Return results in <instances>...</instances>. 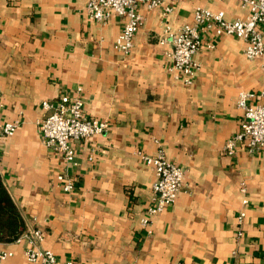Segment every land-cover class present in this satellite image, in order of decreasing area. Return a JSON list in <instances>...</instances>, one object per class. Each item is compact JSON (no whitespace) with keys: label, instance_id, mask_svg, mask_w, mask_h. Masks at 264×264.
<instances>
[{"label":"crops","instance_id":"1","mask_svg":"<svg viewBox=\"0 0 264 264\" xmlns=\"http://www.w3.org/2000/svg\"><path fill=\"white\" fill-rule=\"evenodd\" d=\"M85 0H0V122L17 121L2 140L0 175L27 232L42 249L77 264H264V146L234 155L224 145L241 129L242 90L264 86V55L245 56L244 40L202 33L191 82L170 70L166 24L192 22L196 8L246 18L240 0H176L147 9L129 55L115 41L124 18H91ZM264 30V27H262ZM81 88L85 113L107 120L101 135L76 139L75 166L43 140V107ZM259 101L255 97L252 101ZM163 149L182 167L175 203L141 223L154 203V169L141 154ZM64 173L75 184L63 189ZM249 204L242 223L240 183ZM241 232V233H240ZM240 233V234H239ZM27 239L0 242V264L26 259Z\"/></svg>","mask_w":264,"mask_h":264},{"label":"built area","instance_id":"2","mask_svg":"<svg viewBox=\"0 0 264 264\" xmlns=\"http://www.w3.org/2000/svg\"><path fill=\"white\" fill-rule=\"evenodd\" d=\"M176 0H85L86 11L91 18L98 22H105L113 15L124 18L121 32L115 41V47L125 55H129L134 47V38L143 24L144 16L140 9L165 7V11L172 10ZM243 7L249 10L246 18L233 21L225 17L223 11H212L199 7L194 11L192 22L183 23L175 27L168 23L159 37V42L168 44L166 52L171 60L170 70L176 78L183 77L186 82H191L199 67L195 57L202 46V33L213 30L217 35H230L244 40L245 56L248 59H257L264 55V0H240ZM81 88L75 96L64 95L57 100L43 102V107L51 112L39 123L44 143L51 149L61 153L69 166H75L76 151L72 141L76 139L91 138L101 135L109 128L107 120L89 117L85 113ZM258 97L259 101L252 100ZM238 107L244 111V120L241 129L228 138L224 150L228 155H234L240 144L248 151L254 152L264 146V86L258 94L242 90L239 93ZM19 123L17 121L0 122V147L2 140L16 133ZM145 162L152 166L155 173L153 191L154 203L147 208V215L141 219L144 226H148L152 217L162 213L175 203L183 187L184 171L182 167L171 162L163 149L154 155L140 153ZM64 180L63 189L71 191L74 180L64 173L57 176ZM240 191L244 195L243 208L238 215L239 223L246 216V207L249 204L247 186L244 181L240 183ZM241 233V232H240ZM239 233V234H240ZM27 239L29 246L25 250L26 259L39 264H77L73 260L61 262L50 249H42L39 243L44 240V233L36 228L23 232L15 241ZM1 242V239H0ZM10 251H3L0 259L11 256ZM183 264V263H177Z\"/></svg>","mask_w":264,"mask_h":264},{"label":"trees","instance_id":"3","mask_svg":"<svg viewBox=\"0 0 264 264\" xmlns=\"http://www.w3.org/2000/svg\"><path fill=\"white\" fill-rule=\"evenodd\" d=\"M24 231V222L0 175V239L15 241Z\"/></svg>","mask_w":264,"mask_h":264}]
</instances>
